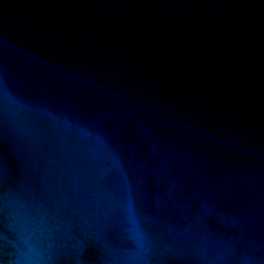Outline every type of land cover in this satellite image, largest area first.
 Here are the masks:
<instances>
[{"label": "water", "instance_id": "95a60500", "mask_svg": "<svg viewBox=\"0 0 264 264\" xmlns=\"http://www.w3.org/2000/svg\"><path fill=\"white\" fill-rule=\"evenodd\" d=\"M0 264H264V0H0Z\"/></svg>", "mask_w": 264, "mask_h": 264}]
</instances>
